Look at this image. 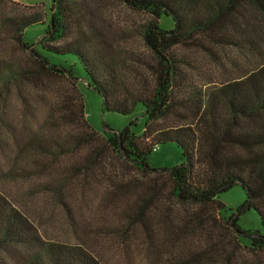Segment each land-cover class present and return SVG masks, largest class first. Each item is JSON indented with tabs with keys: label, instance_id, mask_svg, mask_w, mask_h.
<instances>
[{
	"label": "trees",
	"instance_id": "obj_1",
	"mask_svg": "<svg viewBox=\"0 0 264 264\" xmlns=\"http://www.w3.org/2000/svg\"><path fill=\"white\" fill-rule=\"evenodd\" d=\"M120 1L149 16L141 37L154 63L128 64L131 56L118 57L88 19L86 0H50L48 22L36 43L53 54L77 57L87 86L102 97L103 111L127 114L141 104L142 133L136 135L128 125L98 136L85 118L73 64L52 63L24 39V30L43 23L44 14L0 16V153L5 159L0 177L30 180L60 155L83 153L55 179L56 185L51 180L41 189L49 202L52 195L60 203L65 186L94 181L91 171L109 154L129 164L139 178L109 190L114 207L125 198L130 206L122 212V227L100 229L102 236L132 238L155 254L165 249L167 264H238V247L252 254L250 264H264V33L258 28V22L264 26V0ZM205 41L236 51L249 67L219 86L197 85L182 68L189 64L174 50L198 46L212 51ZM53 80H67L72 93L63 97L62 87L52 90L48 81ZM11 98L19 103L21 124L6 115ZM36 103L47 114L39 132L32 131L28 119ZM164 143L178 146L181 161L151 168L150 153ZM235 184L246 196L236 212L254 209L263 232L244 230L236 216L222 215L225 205L218 195ZM61 203L66 221L75 226L69 207ZM179 204L197 208L179 211ZM219 222L233 235L227 243L211 239ZM239 236L248 237V244H241ZM182 241L187 251L174 258L172 251ZM0 264L100 263L82 246L44 239L0 193Z\"/></svg>",
	"mask_w": 264,
	"mask_h": 264
},
{
	"label": "rangeland",
	"instance_id": "obj_2",
	"mask_svg": "<svg viewBox=\"0 0 264 264\" xmlns=\"http://www.w3.org/2000/svg\"><path fill=\"white\" fill-rule=\"evenodd\" d=\"M86 4L91 24L108 39L118 57L130 59L129 56H131L132 60L126 61L128 64H135L134 61L139 59L150 60L154 63L152 54L144 45L141 37L143 24L149 19L147 14L128 7L120 0H86ZM49 7L50 0H0V16L13 17L29 15L33 12L44 14L43 23L32 24L24 30V39L33 45L40 54L48 57L52 63L64 66L73 64L74 71L78 76L75 87L82 96L84 115L93 131L97 132L98 136H102L129 125L136 135H140L146 120L141 104L138 103L132 112L127 114L103 111L102 97L96 90L87 86L82 66L77 57L70 54H53L42 49L36 43L37 39L43 35L48 22ZM258 28L264 33V26L260 22H258ZM204 44L212 51L198 46L177 47L174 50L177 56L189 64L188 66L183 64L182 68L197 85L202 87L219 86L228 80L241 77L243 71L249 67L248 60L236 51L211 46L206 41ZM48 82L52 90L62 87L63 97L72 93L73 87L67 80ZM51 101L53 103L54 99ZM5 109L6 115L11 117L10 121L21 124L18 118L19 103L15 98L8 99ZM44 109L45 107L36 103L34 115L28 118L32 124L33 132H39L42 120L47 115ZM171 121V119L167 120V122ZM82 156L83 153L79 152L60 155L58 161L49 165L44 173L30 180L14 181L0 177V193L30 220L35 231L44 239L82 246L95 256L100 264H167V259L170 256L165 252V249H160L155 254L132 238L117 237V235L113 239L107 238L102 236L104 232L99 231L100 229L105 232L118 230L122 227L124 222L122 212L127 210L130 204L125 198L114 207V203L110 201L111 198H108V192L113 185L127 182L130 178L132 180L139 178V175L129 164L121 163L108 154L100 162L99 167L96 166V170L91 171L90 175L94 181L81 186L76 182V184H72L70 181L65 186L64 191L61 192L63 194L61 202L63 201L69 207L75 226H71L70 222L66 221L65 207L61 202L55 203L52 195L53 203L48 201L47 195L41 192V189L51 186L47 183L51 180L52 184L56 185L55 179L61 176L64 170L68 169L69 171L73 162ZM4 161V156L0 153V165H5ZM180 161L181 151L174 143L160 144L148 157V164L154 169L171 168ZM93 172L95 176H93ZM27 190L31 193L25 195ZM167 190L168 185L165 184V193ZM245 198V191L239 184L220 193L218 199L225 205L222 215L233 214L236 216L237 225L244 230L263 232L259 215L254 209L236 212ZM182 206L189 210L197 208L195 205L184 206L181 204L176 208L180 211ZM75 227L77 230L74 229ZM79 227L84 228L79 231ZM133 228L136 229L135 226ZM213 230L214 237L211 236V239L215 241L220 239L221 242L227 243L233 236L230 230L224 228L220 222L214 226ZM211 239L209 240L212 241ZM239 240L241 244L245 245L249 242L248 237L245 236H239ZM167 244L170 243L167 242ZM184 247L185 241L178 244V248L172 251L174 258L187 251ZM236 253L238 264L253 262L252 254L248 252L247 248L238 247Z\"/></svg>",
	"mask_w": 264,
	"mask_h": 264
}]
</instances>
